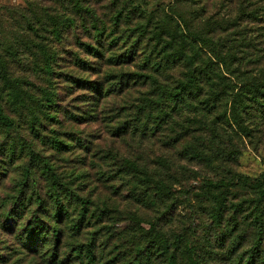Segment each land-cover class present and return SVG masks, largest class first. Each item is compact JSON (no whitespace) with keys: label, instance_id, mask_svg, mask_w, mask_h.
Masks as SVG:
<instances>
[{"label":"trees","instance_id":"obj_1","mask_svg":"<svg viewBox=\"0 0 264 264\" xmlns=\"http://www.w3.org/2000/svg\"><path fill=\"white\" fill-rule=\"evenodd\" d=\"M23 2L25 39L0 40V183L18 171L0 199V231L19 247L15 256L211 264L220 254L232 264H264V175L236 171L245 144L256 150L264 142V0ZM21 57L34 67L15 69ZM67 58L70 73H61ZM59 79L70 96L91 94L77 99L83 107L123 99L104 114L121 120L110 134L132 153L115 158L106 182H123L128 202L154 217L95 206L47 159L45 152L88 150L74 133L70 145L61 138L69 135L59 131L61 114L71 123L87 115L59 107ZM198 178L189 197L178 196ZM181 198L194 204L187 216L196 223L171 217ZM249 229L254 240L240 254ZM8 260L0 255V264Z\"/></svg>","mask_w":264,"mask_h":264},{"label":"rangeland","instance_id":"obj_2","mask_svg":"<svg viewBox=\"0 0 264 264\" xmlns=\"http://www.w3.org/2000/svg\"><path fill=\"white\" fill-rule=\"evenodd\" d=\"M160 3L166 5L172 2V0H158ZM23 9H25V4L23 0H0V40L3 37H10L13 41L23 42L25 39V28L22 20ZM20 49L23 46L20 45ZM70 51V48H68ZM18 60L15 58L14 62ZM19 63H13L15 69L21 68L27 69V66L31 63V67H34V62L32 59H27L21 57ZM61 73H70V60L64 61L60 66ZM66 79V78H65ZM55 86L58 89V105L61 108L67 109L68 112L73 111L72 115L80 114L85 111L87 116H84L85 120L83 122L77 121L71 123L69 118L65 119V115L61 114L59 116V121L61 126L59 128L60 133H67L69 135L62 136L64 141H72L71 133L76 134L75 137L81 138L88 147L87 151L74 148L72 152H65V155H56L45 152L47 159L55 166L57 173L64 175L68 178L71 188L76 189V194H78L83 199H88L95 206L101 207L104 205H111L112 208L118 209L122 212L134 211L143 217H154L155 214L151 211H145L144 209H138L135 204L128 202L127 200V190L123 182H117L114 184L107 183L108 177H113L112 172L115 171V158H121L122 156H128L132 153V149L129 148L125 141L119 140L117 137H113L110 131L113 127L118 125L119 118H116L115 114L105 115L104 113L108 109L115 110L118 108L117 104H122L123 99H106L100 100L96 107L85 106L83 103H79L77 99L80 95L87 97L91 95L88 92L79 93L74 90V95L70 96V88H67L69 84H64L63 80H56ZM70 99L75 102L70 104ZM92 101H89V103ZM95 103H93L94 105ZM75 107V109H73ZM80 109V110H79ZM90 110L96 111L95 114ZM83 116V115H82ZM96 116V119L93 117ZM111 122H107L110 117ZM121 121V120H119ZM243 149V148H242ZM102 159V160H101ZM191 170V169H190ZM6 173V180L0 183V199L4 197L5 194L12 193L13 182L9 177L18 176V171L13 173ZM236 171L243 176L257 179L264 175V142L259 145L256 150H253L245 144L244 150L241 153L240 158L237 161ZM195 177V176H194ZM192 175L190 176V179ZM202 183V178H198V181H189L185 190H181L178 193L179 197H189L187 193L195 187H199ZM114 187V190H109L107 187ZM179 205L173 208L170 215L175 221L190 222L191 224L196 223V220L189 219L188 213H191L193 203H184L183 199L178 200ZM181 203V204H180ZM193 204V205H192ZM139 211V212H138ZM104 223L103 225H105ZM126 223L116 222L114 229L118 232L126 227ZM93 231L91 228L87 229L86 232L90 233ZM244 243L240 247L239 253L248 251L250 247V242L254 240L252 230H247L244 235ZM70 241V240H69ZM110 244L113 242H109ZM263 245L260 255H264V237L261 243ZM66 246V245H65ZM7 248V249H5ZM17 249L19 247L15 245L12 240L9 239L2 231H0V255L8 258V264H49L43 263L37 255L26 252V255L15 256ZM28 249V248H27ZM100 249V248H99ZM110 248L105 250L103 256L111 252ZM101 250V249H100ZM219 251V250H218ZM18 259L17 262H15ZM211 264H232L231 260H223L220 254L212 256Z\"/></svg>","mask_w":264,"mask_h":264}]
</instances>
